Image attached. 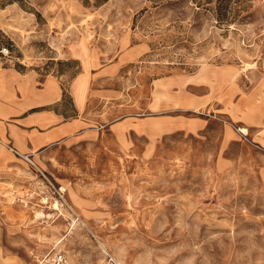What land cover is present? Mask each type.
Returning a JSON list of instances; mask_svg holds the SVG:
<instances>
[{
  "label": "rangeland",
  "instance_id": "1",
  "mask_svg": "<svg viewBox=\"0 0 264 264\" xmlns=\"http://www.w3.org/2000/svg\"><path fill=\"white\" fill-rule=\"evenodd\" d=\"M236 8L0 0V67L101 91L66 141H0V264H264V0Z\"/></svg>",
  "mask_w": 264,
  "mask_h": 264
},
{
  "label": "crops",
  "instance_id": "2",
  "mask_svg": "<svg viewBox=\"0 0 264 264\" xmlns=\"http://www.w3.org/2000/svg\"><path fill=\"white\" fill-rule=\"evenodd\" d=\"M85 81L84 74L78 75L65 90L56 79L41 81L31 71L0 67V141L16 154L32 156L84 132L92 94ZM96 91L92 95L98 100L101 91Z\"/></svg>",
  "mask_w": 264,
  "mask_h": 264
},
{
  "label": "trees",
  "instance_id": "3",
  "mask_svg": "<svg viewBox=\"0 0 264 264\" xmlns=\"http://www.w3.org/2000/svg\"><path fill=\"white\" fill-rule=\"evenodd\" d=\"M14 0H8L12 2ZM106 0H95L96 4H101ZM197 5L210 9L213 11L219 23H228L234 21L236 18V12L240 0H195ZM86 3H90V0H86ZM4 4V3H3Z\"/></svg>",
  "mask_w": 264,
  "mask_h": 264
},
{
  "label": "built area",
  "instance_id": "4",
  "mask_svg": "<svg viewBox=\"0 0 264 264\" xmlns=\"http://www.w3.org/2000/svg\"><path fill=\"white\" fill-rule=\"evenodd\" d=\"M1 52L4 54L9 53L8 47L1 48ZM11 150L16 151L14 148H11ZM17 152V151H16ZM18 153V152H17ZM51 264H66L67 263V256L64 251L60 250L57 251L49 260Z\"/></svg>",
  "mask_w": 264,
  "mask_h": 264
},
{
  "label": "bare ground",
  "instance_id": "5",
  "mask_svg": "<svg viewBox=\"0 0 264 264\" xmlns=\"http://www.w3.org/2000/svg\"><path fill=\"white\" fill-rule=\"evenodd\" d=\"M243 132H245L246 130H242Z\"/></svg>",
  "mask_w": 264,
  "mask_h": 264
}]
</instances>
